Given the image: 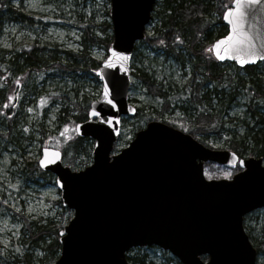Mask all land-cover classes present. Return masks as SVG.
<instances>
[{
  "label": "water",
  "instance_id": "water-1",
  "mask_svg": "<svg viewBox=\"0 0 264 264\" xmlns=\"http://www.w3.org/2000/svg\"><path fill=\"white\" fill-rule=\"evenodd\" d=\"M154 3L109 0L111 42L95 70L100 96L91 101L87 119L75 125L79 137L93 140L91 162L71 170L63 165L58 149H41L39 167L55 176L61 203L73 212L58 233L60 251L53 264H131L126 252L141 246L168 250L181 264H255L256 249L243 219L264 207L262 157L239 158L230 150L206 147L154 120L111 154L121 117L136 114L128 101L130 60L135 43L145 38ZM241 4L245 12L241 24L251 49L243 45L240 52L221 51L224 59L211 50L218 62L238 67L264 61V0ZM235 6L232 0L223 12L228 30L211 48L232 31L224 13ZM250 50L254 57L247 55ZM237 57L246 62L241 64ZM45 157L47 162L41 164ZM205 162L240 170L230 178L207 179Z\"/></svg>",
  "mask_w": 264,
  "mask_h": 264
},
{
  "label": "trees",
  "instance_id": "trees-1",
  "mask_svg": "<svg viewBox=\"0 0 264 264\" xmlns=\"http://www.w3.org/2000/svg\"><path fill=\"white\" fill-rule=\"evenodd\" d=\"M104 2L106 5L104 13L108 16L109 0H104ZM230 2L231 0H157L151 18V20H156V25L151 28V33L146 32L145 39L140 42L146 43L152 50H161L165 56H171L181 67H187L190 75L176 90H168L166 86L156 81L142 65L136 66L134 62L135 71L132 75L141 82L145 93L161 101L159 109L155 110V114L149 116L147 121L161 120L164 122L166 119H159L157 116L161 117L164 112H169L171 103L178 100L184 110L183 115L168 116L167 119L170 121L165 122L176 127L178 120H181V124H186L188 128L195 131L199 141L206 146L212 135L222 136L223 132L231 127L232 119H224V115L238 91L242 90L246 98L247 115L238 124L245 130L241 136L225 137L222 149L231 150L241 157H264V70L260 63L239 68L234 63L218 62L210 50L212 41L227 32V26L222 22L221 16ZM38 20L36 14L25 11L21 4L15 6L12 0H0V29L4 22L34 24ZM76 25L82 32L79 43L82 49L78 52L59 50L56 47H49L34 41L21 43L8 50L6 54L0 55V69L7 73V77H4L0 70V82L3 85L0 88V104L6 102V96L9 95L7 93L14 86L10 82L24 74L23 85L19 83V88H16L17 91L21 88L23 92L20 103H23L30 95L37 96V98L42 97L38 96L41 93L38 87V76L42 72L53 71L59 79H63L61 83H64V86L68 87V84L74 81L77 84L73 91L56 93L50 96L53 99L49 97L46 99L47 103L50 101L59 103L57 121L66 124L86 119L89 103L93 98L84 95V98L79 99L78 95L85 87L83 83H86L80 78L86 80L85 75H90L99 85L95 70L100 61L93 58L89 52L91 46L98 44L105 47V50L107 49L111 41V25L108 20L99 25L104 33L103 38L96 35L95 26L91 21H78ZM136 50L135 46L132 59L135 58ZM136 61L140 63L142 57L138 56ZM240 70L245 73L243 76L238 75L237 72ZM6 85L9 86L8 89ZM15 109L20 111L22 108L11 107L5 111V114H0V122L5 127H3V133H5H0V136L22 149L19 138H21L24 121L19 111L13 112ZM140 109L137 107L135 116H142ZM190 109H193V112ZM174 117L177 119L176 122ZM42 123L39 121L36 126V131L41 137L46 131ZM141 127V125H136L137 129ZM62 145L64 147L61 150L62 158L72 169L74 166L79 168V165L81 168L90 163L91 144L87 138L72 136L67 138ZM113 150H117L116 145ZM67 155L70 161L66 160ZM20 156L22 163L20 169L24 176L26 174L30 179H33V176L44 180L49 179L50 174L38 168L36 159L25 156L23 152ZM56 203L60 205V200ZM71 214L72 212L69 211L67 221ZM20 217H22L26 234V238L22 240L25 249L16 248V257L13 261L16 264H52L58 257L60 249L57 236L62 227L61 222L52 218L39 223L26 216ZM262 231L264 232V228ZM249 238L256 248L257 255H263L264 239L257 241L250 235ZM30 245L40 247L44 250V254L39 258L35 257L28 249ZM137 249L146 248L138 247ZM128 252L126 259L131 264H164L149 260L144 254L133 256L128 255ZM163 254L166 255V253ZM206 258V256L203 257V259ZM167 259L171 258L167 256ZM175 261L180 264L177 260Z\"/></svg>",
  "mask_w": 264,
  "mask_h": 264
},
{
  "label": "rangeland",
  "instance_id": "rangeland-1",
  "mask_svg": "<svg viewBox=\"0 0 264 264\" xmlns=\"http://www.w3.org/2000/svg\"><path fill=\"white\" fill-rule=\"evenodd\" d=\"M12 2L15 6L21 4L25 11L36 14L39 20L34 24L4 22L0 29V55L6 54L8 50L21 43H32L34 41L49 47H56L59 50L78 52L82 49V46L79 44L82 32L78 25H76V22L91 21L95 26L94 31L96 35L103 38L104 33L102 32V27L99 28V25L103 24L106 20L109 21V17L104 13L106 7L104 0H12ZM108 5L109 3L107 4V8ZM154 25H156V20H151V23L146 28V32L151 33V28ZM136 47L135 58L131 60L130 66L131 85L128 97L131 103L141 108L142 116L122 118L120 135L116 142L118 150L132 139L133 133L137 129L136 125L143 126L147 122L148 117L153 116L155 114L154 111L158 110L161 105V101L158 98L145 93L141 82L132 75V72L135 71L133 62L136 66L142 65L147 72L152 74L156 81L166 86L168 90H176L181 87L190 75L187 67H181L171 56H165L161 50H152L149 45L141 42H138ZM106 50L105 47L103 48L102 45L98 44L91 46L89 53L93 58L101 61L105 58ZM138 56L142 57L140 63L136 61ZM260 65L264 70V62H260ZM0 70L1 75L7 77V73L3 69ZM237 73L239 76L245 74L242 70ZM85 76L86 80L80 78L86 83H83L85 87L79 93V99L84 98V95L85 97L89 96L93 98L92 100L97 99L100 93V82L98 85L90 75ZM38 77V87L41 92L38 96L42 97L37 98V96L30 95L23 103H20L23 92L21 88L18 91L16 88H19V83L21 86L23 85L25 81L24 74L17 77L13 82H10L14 86L7 93L9 95H7L8 97L6 96V102L0 104V114H5V111L11 107H21L20 111L15 109L13 112L19 111L24 121L23 131L20 134L21 138H19L22 149L7 141L5 137L0 136V264H16L13 261L14 257H16V248L20 250L21 248L25 249L22 240L26 238V234L23 229L22 217L20 216H26L28 219L39 223L53 218L55 221L59 220L62 227L67 222L69 216L70 210L64 207L61 201L60 205H56V201L60 200V191L56 186L54 175L50 174L47 180L36 176L30 179L26 174L24 176L22 169H20L22 168L20 153L23 152L25 156L36 159V162H38L43 146L55 147L62 150L64 148L63 142L67 138L76 136L74 130L75 122L62 124L57 121V109L60 106L58 102L50 101L41 104V98L48 99L49 97L53 99L50 96L56 93L73 91V88L77 86L75 84L76 81L68 84V87H66L67 85L64 86V83H61L63 79H59V76L53 71L42 72ZM17 80H19V83H17ZM2 86L0 82V88ZM8 88L9 86L6 85V89ZM9 97H12V99L9 100ZM245 103L246 98L244 93L242 90H239L224 115V119H232L231 127L229 126L230 128L223 132L222 136L212 135L209 142L211 147L222 149L224 148L222 145L225 137L231 135L241 136L243 134L245 128L238 124V122L242 121L245 115H247ZM181 106L178 100L172 102L171 110L164 112L161 117H157L170 121L167 119L168 116L183 115L184 110ZM190 110L192 111L193 109ZM174 120L176 122L177 119L174 117ZM39 121L43 122L42 124L46 130L45 135L42 137L36 131ZM178 121L177 128L198 139L195 131L188 128L186 124L182 123V125L181 120ZM3 127L0 122V133H3ZM89 142L91 144V152L93 141L89 140ZM64 160L63 162L65 163ZM66 160L70 161L68 155ZM78 167L80 168L79 165ZM73 169L77 170L78 168L74 166ZM236 171V168L231 169L208 162L205 164L204 174L208 179L230 178ZM226 173L227 175H225ZM244 225L248 234L255 238V240L264 239V232L262 231V228H264V208L247 214L244 218ZM58 238L59 234L57 240ZM28 249L37 258L44 254V250L40 247L30 245ZM163 253H166V255ZM142 254L156 263L177 264L176 258L158 247H147L143 250L133 248L128 252V255L133 256ZM167 256L171 259H167ZM256 264H264V254L257 255Z\"/></svg>",
  "mask_w": 264,
  "mask_h": 264
},
{
  "label": "snow or ice",
  "instance_id": "snow-or-ice-1",
  "mask_svg": "<svg viewBox=\"0 0 264 264\" xmlns=\"http://www.w3.org/2000/svg\"><path fill=\"white\" fill-rule=\"evenodd\" d=\"M234 3L236 6L234 8H229L224 13V19L229 21V23L232 26V31L227 36L223 37L220 40H217L215 44L212 46V48L210 49V50H214L216 52V55L220 59H224V56L221 55V51L240 52L242 50L241 46L243 45H248L249 49H251V41L248 38L247 33L244 32L243 26L241 24V20L245 16V12L242 11L241 0H234ZM177 39H179V37H177ZM247 55L249 57H254L255 53L250 50L248 51ZM123 58L127 59L126 56H124ZM237 59L239 60L241 64H244L246 62L242 57H237ZM17 83H19V80H17ZM105 95L107 96V89H105ZM11 99L12 97H9V100ZM44 103H47V100L45 98H41V104H44ZM109 103H111V101H109ZM53 155L55 156L56 154L53 153ZM46 162H47V157H45L44 160H41V164H44ZM241 163L243 162L241 161ZM225 175H227V173Z\"/></svg>",
  "mask_w": 264,
  "mask_h": 264
}]
</instances>
